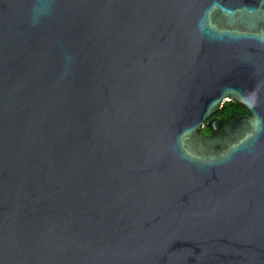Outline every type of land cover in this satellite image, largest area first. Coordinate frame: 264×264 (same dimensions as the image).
Masks as SVG:
<instances>
[{"label": "water", "instance_id": "1", "mask_svg": "<svg viewBox=\"0 0 264 264\" xmlns=\"http://www.w3.org/2000/svg\"><path fill=\"white\" fill-rule=\"evenodd\" d=\"M0 264H264V0H0Z\"/></svg>", "mask_w": 264, "mask_h": 264}, {"label": "trees", "instance_id": "2", "mask_svg": "<svg viewBox=\"0 0 264 264\" xmlns=\"http://www.w3.org/2000/svg\"><path fill=\"white\" fill-rule=\"evenodd\" d=\"M247 114V111L242 106L235 104L233 102H224L220 110L213 114L204 124V127L200 131V134L204 137L210 135L211 124L214 120H222L228 122L235 117H243Z\"/></svg>", "mask_w": 264, "mask_h": 264}, {"label": "flooded vegetation", "instance_id": "3", "mask_svg": "<svg viewBox=\"0 0 264 264\" xmlns=\"http://www.w3.org/2000/svg\"><path fill=\"white\" fill-rule=\"evenodd\" d=\"M232 119H233V118H232ZM232 119H231V120H232ZM215 121H222V120H214L213 122H215ZM229 121H230V120H229ZM213 122H212V123H213ZM225 123H227V122H224V123H223V121H222V125H224ZM210 135H211V133H210ZM210 135H208V136H206V137H209Z\"/></svg>", "mask_w": 264, "mask_h": 264}]
</instances>
